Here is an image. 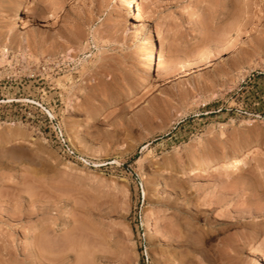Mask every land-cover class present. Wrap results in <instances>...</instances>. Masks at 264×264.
Here are the masks:
<instances>
[{"label": "rangeland", "instance_id": "rangeland-1", "mask_svg": "<svg viewBox=\"0 0 264 264\" xmlns=\"http://www.w3.org/2000/svg\"><path fill=\"white\" fill-rule=\"evenodd\" d=\"M64 1L0 0V264H264V0Z\"/></svg>", "mask_w": 264, "mask_h": 264}, {"label": "bare ground", "instance_id": "bare-ground-1", "mask_svg": "<svg viewBox=\"0 0 264 264\" xmlns=\"http://www.w3.org/2000/svg\"><path fill=\"white\" fill-rule=\"evenodd\" d=\"M29 0H22V5L20 7V11L17 12V16L16 19L20 20L21 17H23V9H26V5L28 4ZM138 1L139 0H128V4L130 5L131 11L134 12V10H138ZM21 2V1H20ZM74 2V0H66L64 1L62 4H60L52 13H50V17L51 19L49 20L52 24L53 22H58L64 11L66 10V8L72 4ZM137 12V11H136ZM15 20V19H14ZM139 20V19H136ZM159 22H162L163 19H159ZM151 34H155L154 37H156V40L154 39V43H152V62L148 68V75H150L151 73H154L155 70L156 71H160L162 68V64H163V59H164V49L167 46V41H164L161 38V34L160 31H155V33L152 31ZM249 157L247 151H243L240 150V152L237 154V157H235L231 162L226 161V155H223L220 160H218L217 158H210L204 162H201L198 164V166L194 169V171H202L204 169L209 168L210 166H214L215 163L222 161L223 165H228L231 167H239L241 166V164L243 162H245ZM252 159L254 157H251ZM251 159V160H252ZM224 168V167H223ZM260 239V238H259ZM255 240H253L252 242H250V245L248 246V248H250L253 244ZM258 256L264 260V256H262L261 254H258Z\"/></svg>", "mask_w": 264, "mask_h": 264}]
</instances>
